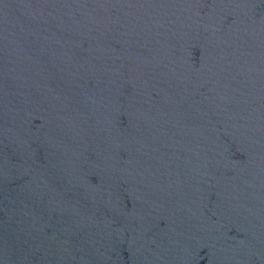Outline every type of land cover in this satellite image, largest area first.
<instances>
[{
  "label": "water",
  "instance_id": "obj_1",
  "mask_svg": "<svg viewBox=\"0 0 264 264\" xmlns=\"http://www.w3.org/2000/svg\"><path fill=\"white\" fill-rule=\"evenodd\" d=\"M0 264H264V0H0Z\"/></svg>",
  "mask_w": 264,
  "mask_h": 264
}]
</instances>
